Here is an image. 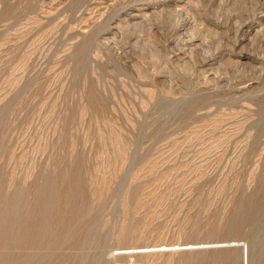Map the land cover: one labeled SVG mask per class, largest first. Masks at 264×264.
Returning a JSON list of instances; mask_svg holds the SVG:
<instances>
[{"label":"rangeland","instance_id":"374dc122","mask_svg":"<svg viewBox=\"0 0 264 264\" xmlns=\"http://www.w3.org/2000/svg\"><path fill=\"white\" fill-rule=\"evenodd\" d=\"M0 174L1 263L264 264V0H0Z\"/></svg>","mask_w":264,"mask_h":264},{"label":"bare ground","instance_id":"6f19581e","mask_svg":"<svg viewBox=\"0 0 264 264\" xmlns=\"http://www.w3.org/2000/svg\"><path fill=\"white\" fill-rule=\"evenodd\" d=\"M50 169H51V167H50ZM48 171V170H47ZM2 172V171H1ZM45 172V171H44ZM49 173V172H48ZM2 174V173H1ZM0 174V175H1ZM55 174V173H54ZM57 174V173H56ZM5 174L3 173V176H4ZM52 175V174H51ZM60 175V174H59ZM64 175V174H63ZM42 176H43V174H42ZM47 176V175H46ZM56 177V176H55ZM14 178V177H13ZM23 178H25V177H23ZM63 178V176L61 177V179ZM47 179V178H46ZM3 180V179H2ZM1 180V181H2ZM19 180V179H18ZM15 181V180H14ZM25 181V180H24ZM23 181V182H24ZM27 181V180H26ZM69 181V180H68ZM8 182V181H7ZM38 182V181H37ZM46 182V181H45ZM50 182V181H49ZM54 182H55V180H54ZM61 182V181H60ZM64 182V181H63ZM13 183V182H12ZM16 183V182H15ZM40 183V182H39ZM11 184V183H10ZM34 184V183H33ZM36 184V183H35ZM45 184V183H44ZM49 184H51V182L49 183ZM73 184V183H72ZM14 185V184H13ZM24 185V184H23ZM28 185V184H27ZM6 186H7V184H6ZM17 186V185H16ZM50 186V185H49ZM56 186V185H55ZM69 186V185H68ZM77 186V185H76ZM19 187V186H18ZM29 187V186H28ZM51 187H52V185H51ZM1 188V187H0ZM30 188V187H29ZM54 188V187H53ZM72 188V187H71ZM76 188V187H75ZM82 188V187H81ZM32 189V188H31ZM34 189V188H33ZM49 189V188H48ZM57 189V188H56ZM63 189V188H62ZM67 189V188H66ZM69 189V188H68ZM11 190V189H10ZM24 190V189H23ZM55 190V189H54ZM13 191H15V189L13 190ZM25 191V190H24ZM23 191V192H24ZM36 191H37V188H36ZM57 191V190H56ZM2 192V191H1ZM8 192V191H7ZM18 192V191H17ZM22 192V193H23ZM39 192V191H38ZM48 192V191H47ZM81 192V191H80ZM5 193V192H4ZM34 193V192H33ZM49 193V192H48ZM67 193V192H66ZM71 193V192H70ZM3 194V193H2ZM13 194V193H12ZM15 194V193H14ZM24 194V193H23ZM38 194V193H37ZM40 194H41V191H40ZM43 194V193H42ZM72 194V193H71ZM77 194V193H76ZM19 196L21 195V194H18ZM27 195V194H26ZM51 195V194H50ZM56 195V194H55ZM5 196V195H4ZM22 196V195H21ZM81 196V195H80ZM9 197V196H8ZM36 197V196H35ZM61 197V196H60ZM2 198V197H1ZM13 198V197H12ZM38 198H39V196H38ZM70 198V197H69ZM4 199V198H3ZM23 199V198H22ZM28 199V198H27ZM47 199V198H46ZM51 198H49V200H50ZM13 200V199H12ZM15 200V199H14ZM20 200V199H19ZM30 200V199H29ZM44 200V199H43ZM48 200V199H47ZM48 200V201H49ZM61 200V199H60ZM59 200V201H60ZM70 200V199H69ZM5 201H7V200H5ZM68 201V200H67ZM72 201V200H71ZM1 202H3V201H1ZM24 202H25V200H24ZM35 202V201H34ZM46 202V201H45ZM7 203V202H6ZM20 204H21V202H19ZM23 203V202H22ZM57 203V202H56ZM11 204H13V206H14V202L13 203H11ZM26 204V203H25ZM37 204V203H36ZM40 204V203H39ZM47 203H45V205H46ZM49 204V203H48ZM51 204V203H50ZM49 204V205H50ZM33 205V204H32ZM43 205H44V203H43ZM42 205V206H43ZM52 205H53V203H52ZM63 205V204H62ZM82 205V204H81ZM5 205H3V207H4ZM12 205H10L9 207H6L4 210H2L1 212H0V241L2 242V241H6L8 238H9V236L10 235H12L11 234V228L13 229V228H15V227H12V226H15L16 224H15V222H16V220H17V218H18V214H20V212H18V214H16V212H12V208L11 207H13ZM25 206V205H24ZM36 206V205H35ZM37 206H38V204H37ZM40 207H42L41 205H39ZM47 206V205H46ZM67 206V205H66ZM15 207V206H14ZM30 207V206H29ZM53 207V206H52ZM64 207V206H63ZM68 207V206H67ZM88 207V206H87ZM2 208V207H1ZM28 208V207H27ZM46 208V207H45ZM47 208H48V206H47ZM46 208V209H47ZM51 208V207H50ZM49 208V209H50ZM70 208V207H69ZM84 208V207H83ZM89 208H90V206H89ZM16 209V208H15ZM31 209V208H30ZM39 209V208H38ZM38 209H36V210H38ZM42 209V211L44 210L43 208H41ZM41 209H39L40 210V212H41ZM45 209V210H46ZM54 209V208H53ZM79 209V208H78ZM7 210V211H6ZM19 210H21V209H19ZM44 210V211H45ZM51 210V209H50ZM57 210V209H56ZM34 211V210H33ZM43 211V212H44ZM53 211V210H52ZM77 211V210H76ZM98 211V210H97ZM28 212V211H27ZM65 212V211H64ZM67 212V211H66ZM72 212H74V211H72ZM30 213V212H29ZM36 213H38V211L36 212ZM50 213V212H49ZM76 213H78V212H76ZM43 214V213H42ZM85 214H87V213H85ZM36 215V214H35ZM54 215V214H53ZM57 215V214H56ZM95 215V214H94ZM27 217H28V215H26ZM38 216V215H37ZM43 216H44V214H43ZM52 216V215H51ZM79 216V215H78ZM26 217V218H27ZM34 217H36V216H34ZM40 217H42V215L41 216H39V220H40ZM63 217V216H62ZM21 218H23V219H25V217H20L19 216V222H20V219ZM37 218V217H36ZM43 218H45V217H43ZM51 217H49V219H50ZM85 218V217H84ZM31 219V218H30ZM38 219V218H37ZM46 219V218H45ZM48 219V218H47ZM79 219V218H78ZM81 219V218H80ZM11 220V221H10ZM35 220V219H34ZM38 220V221H39ZM56 220H58V219H56ZM66 220V219H65ZM69 221V220H68ZM8 222H9V224H8ZM11 222V223H10ZM26 222V221H25ZM40 222V221H39ZM45 222V221H44ZM47 222V221H46ZM83 222V221H82ZM12 223H14V225L12 224ZM70 223V222H69ZM68 223V224H69ZM76 223V222H75ZM79 223H81V222H79ZM11 224H12V226H11ZM31 224V223H30ZM35 224V223H34ZM39 224H41V223H39ZM43 224V223H42ZM51 224V223H50ZM78 224V223H77ZM44 225V224H43ZM58 225V224H57ZM38 226V225H37ZM50 226V225H49ZM17 227V226H16ZM25 227H26V225H25ZM93 227V226H92ZM24 228V227H23ZM40 228V227H39ZM41 228H42V226H41ZM53 228V227H52ZM51 228V229H52ZM17 229V228H16ZM21 229V228H20ZM34 229V228H33ZM46 229V228H45ZM57 229V228H56ZM62 229V228H61ZM89 229H91V227L89 228ZM93 229V228H92ZM96 229V228H95ZM95 229H94V231H95ZM27 230V229H26ZM39 230V229H38ZM47 230V229H46ZM54 230H55V228H54ZM11 231V232H10ZM17 231V230H16ZM28 231V230H27ZM31 231V230H30ZM43 231H44V229H43ZM57 231V230H56ZM55 231V232H56ZM70 231V230H69ZM89 231V230H88ZM91 231V230H90ZM19 232V231H18ZM21 232V231H20ZM53 232V231H52ZM93 232V231H92ZM10 233V234H9ZM15 233V232H14ZM17 233V232H16ZM19 234V233H18ZM21 234V233H20ZM26 234V233H25ZM48 234V233H47ZM54 234V233H53ZM62 234H64V233H62ZM86 234V233H85ZM96 234V233H95ZM50 235V234H49ZM48 235V236H49ZM56 235V234H55ZM19 236V235H18ZM20 236H22V235H20ZM24 236V235H23ZM52 236V235H51ZM67 236V235H66ZM92 236H93V234H92ZM96 236V235H95ZM12 237V236H11ZM10 237V238H11ZM13 237H14V235H13ZM13 237H12V239H13ZM31 237V236H30ZM59 237H60V235H59ZM68 237V236H67ZM66 237V238H67ZM78 237V236H77ZM86 237V236H85ZM18 238V237H17ZM58 238V237H57ZM64 238V237H63ZM69 238V237H68ZM80 238V237H79ZM12 239H10V241H12ZM24 239V238H23ZM39 239V238H38ZM84 239V238H83ZM20 241H21V239H19ZM34 240V239H33ZM54 240V239H53ZM63 240V239H62ZM88 240V239H87ZM9 241V242H10ZM32 241V240H31ZM77 241V240H76ZM75 241V242H76ZM7 242H8V240H7ZM25 242V241H24ZM36 242V241H35ZM54 242V241H53ZM15 243V242H14ZM48 243V242H47ZM59 243V242H58ZM57 243V244H58ZM3 244V243H2ZM5 244H7V243H5ZM4 244V245H5ZM61 244V243H60ZM59 244V245H60ZM70 244H72V243H70ZM76 244V243H75ZM86 244V243H85ZM185 244H188V243H185ZM190 244H199V245H212V244H214V243H212V242H202L201 241V243H190ZM8 245V244H7ZM15 245V244H14ZM34 245V244H33ZM179 246H180V244H178ZM74 246V245H73ZM77 246H80V245H77ZM165 246H168V245H157V246H148V247H137V248H126V249H121L122 251H143V250H149V249H162L163 247H165ZM171 247V249L172 250H177V249H174V244L173 245H170ZM9 247V246H8ZM24 247V246H23ZM53 247V246H52ZM75 247V246H74ZM84 247V246H83ZM248 245H246V246H243V260H244V262L246 261V263L248 262ZM14 248V247H13ZM47 248V247H46ZM59 248V247H58ZM72 249V248H71ZM2 250V249H1ZM4 250V249H3ZM6 250V249H5ZM4 250V251H5ZM14 250H16V249H14ZM40 250V249H39ZM81 250V249H80ZM21 251V250H20ZM32 251V250H31ZM35 251V250H34ZM40 251H42V250H40ZM47 251V250H46ZM17 252V251H16ZM27 252V251H26ZM38 252V251H37ZM44 252V251H43ZM42 252V253H43ZM66 252H67V250H66ZM261 252V251H260ZM5 253V252H4ZM10 253V252H9ZM12 253H14V252H12ZM25 253V252H24ZM29 253V252H28ZM27 253V254H28ZM49 253H50V251H49ZM52 253V252H51ZM50 253V254H51ZM64 253V252H63ZM2 254V253H1ZM57 255V254H56ZM61 255V254H60ZM79 255H80V252H79ZM101 255V254H100ZM34 256V255H33ZM36 256V255H35ZM45 256V255H44ZM27 257V256H26ZM50 257V256H49ZM63 257H65V256H63ZM31 258V257H30ZM41 257H39V259H40ZM43 258V257H42ZM87 258V257H86ZM2 259V258H1ZM0 259V260H1ZM5 259V258H4ZM4 259H2V260H4ZM7 259V258H6ZM5 259V260H6ZM34 259V258H33ZM44 259V258H43ZM49 259V258H48ZM51 259V258H50ZM65 259H66V257H65ZM78 259H79V257H78ZM81 259V258H80ZM88 259V258H87ZM14 260V259H13ZM16 260V259H15ZM31 261H32V259H31ZM56 261V260H55ZM58 261V260H57ZM63 261H64V259H63ZM63 261H61V262H63ZM68 261H69V259H68ZM38 262H41V261H38ZM52 262V261H51ZM54 262V261H53ZM61 262H60V264H61ZM67 262V261H66ZM81 262H83V261H81ZM91 262V261H90ZM5 262L3 261L2 263L0 262V264H4ZM32 263V262H31ZM36 263V262H35ZM64 263V262H63ZM62 263V264H63ZM79 263V262H78ZM85 263V262H84ZM94 263V262H93ZM97 263V262H96ZM249 263V262H248ZM6 264H7V262H6ZM11 264V263H10ZM14 264V263H13ZM23 264V263H22ZM51 264V263H50ZM66 264V263H65ZM80 264V263H79ZM83 264V263H82Z\"/></svg>","mask_w":264,"mask_h":264},{"label":"water","instance_id":"95a60500","mask_svg":"<svg viewBox=\"0 0 264 264\" xmlns=\"http://www.w3.org/2000/svg\"><path fill=\"white\" fill-rule=\"evenodd\" d=\"M203 246H209V245H199V244H190V243H188V244H180V246L178 245V244H175V246H174V249H186V248H194V247H203ZM171 246L170 245H168V246H165V247H163L162 249H171L170 248Z\"/></svg>","mask_w":264,"mask_h":264}]
</instances>
